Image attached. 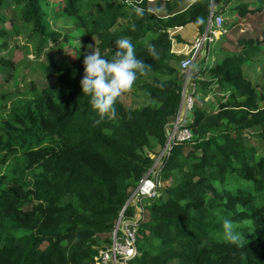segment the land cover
<instances>
[{
	"label": "trees",
	"instance_id": "trees-1",
	"mask_svg": "<svg viewBox=\"0 0 264 264\" xmlns=\"http://www.w3.org/2000/svg\"><path fill=\"white\" fill-rule=\"evenodd\" d=\"M12 1L28 35L41 43L38 50L43 41L57 42L62 34L48 21L56 2ZM61 3L52 15L75 20L82 36L75 59L57 65L49 85L0 93V264H93L97 248L109 244L130 191L153 163L147 151L164 145L181 103L184 73L171 51L172 39L180 37L169 28L193 23L202 33L212 10L226 11L221 3L211 9V0ZM263 5L264 0H233L227 11L245 15ZM197 17L204 22L197 24ZM7 32L0 28V35ZM92 37L106 59L115 54L114 40L127 37L137 58L150 66L130 88L143 102L125 106L118 97L115 115L99 123L79 85ZM238 41V51L225 50L204 70L206 59L199 58L192 71L197 99L206 96L198 89L206 92L214 83L226 97L214 111L213 104L204 109L194 102L192 139L162 156L161 178L170 180L159 196L145 200L140 255L130 264H264V84L254 85L243 73L264 43ZM146 42L155 45L156 57ZM13 94L17 100L7 108ZM126 212L132 214L133 207ZM224 219L237 225L243 246L223 239Z\"/></svg>",
	"mask_w": 264,
	"mask_h": 264
},
{
	"label": "rangeland",
	"instance_id": "rangeland-1",
	"mask_svg": "<svg viewBox=\"0 0 264 264\" xmlns=\"http://www.w3.org/2000/svg\"><path fill=\"white\" fill-rule=\"evenodd\" d=\"M56 2L53 7L48 10L49 16L48 21L55 30L59 31L62 35L58 38L57 42L48 40L38 50L36 44H41L37 37H30L28 35V27L19 18L18 6L13 3L12 0H3L4 6L0 9V13L4 15V20L0 22V28L8 31L4 35H0V59L6 60L8 63L0 62V93L4 91H23L26 88L35 86L41 88L51 84L56 76V66L62 62H72L75 59V55L79 49L77 48L80 44L82 36L79 32L78 23L69 17H57L53 16L52 13L62 7V0H50ZM151 1V4L154 0ZM246 1V0H242ZM220 2L216 1L213 4L212 9H215L217 4ZM226 11L220 12L224 19V26L226 33L220 35L210 45L211 49L206 55V65H213L217 58L222 56L225 50L238 51L241 48L239 43L240 38H255L258 41L264 43V5L260 11L254 13L248 12L245 15H239L236 12H229L227 8L233 4V0L228 1L226 4L220 2ZM252 7V6H249ZM197 26L193 23H187L183 26H175L169 28L170 32L176 31L182 35L183 43H187L182 46L177 43H172V50L176 51L178 59H182L188 56V50L193 45L196 38L200 37L202 33L196 28ZM172 33V34H173ZM63 34L67 36L63 38ZM78 35V36H77ZM93 46L94 50H97L95 38H91L86 46ZM84 52L90 53L93 47H87ZM203 50V46L200 51ZM98 51V50H97ZM200 58H204L201 56ZM199 61V57L197 58ZM196 62V65H198ZM195 66V64H194ZM17 70V71H16ZM243 73L245 78L251 81L254 85L264 84V48L252 59L251 62L243 65ZM15 74V75H14ZM184 82V76H183ZM196 87V86H195ZM206 94L205 99L202 101L200 98H193L194 102L204 109H211L210 104H213L211 111L217 108V100H225L226 94L219 92L217 84H212L209 89L205 91H198L196 94ZM30 93V92H29ZM32 94V92H31ZM17 94L10 95L6 98L5 104L9 108V105L17 100ZM121 102L125 106L137 107L143 102L142 97H138L134 94L133 89H129L125 94L119 96ZM20 98H24L21 95ZM1 100V99H0ZM2 104V102L0 101ZM196 110H192L187 113L188 122L191 123L195 119ZM184 118V114L182 116ZM176 116L174 118L173 125H168L167 130L171 132L175 125ZM253 144L258 145L257 149L261 150V143L251 139ZM166 141L163 146L156 145L151 150L147 151V154L152 158L153 163L150 166L161 168V158L164 153ZM169 145V144H168ZM147 149H145L146 151ZM145 175V174H144ZM170 180V179H169ZM168 181L163 180L162 188L168 184ZM108 234H101L100 238L103 239ZM100 239H98L99 242Z\"/></svg>",
	"mask_w": 264,
	"mask_h": 264
},
{
	"label": "built area",
	"instance_id": "built-area-1",
	"mask_svg": "<svg viewBox=\"0 0 264 264\" xmlns=\"http://www.w3.org/2000/svg\"><path fill=\"white\" fill-rule=\"evenodd\" d=\"M224 33H226V30L223 16L221 13L213 12L212 10L206 19L202 35L195 39L193 45L188 50V56L179 60V68L184 73L181 103L175 114L176 120L173 129L171 132L167 130L164 153L161 156L165 153L168 154L173 144L192 139L187 116V113L193 110V98L195 99L194 94L196 89L193 78L197 77L193 75L192 71L196 67L197 58L204 56V59H206L209 45ZM173 42L174 40L172 39ZM202 46L203 50L200 51ZM176 51L175 53H177ZM205 64L206 62L204 63L203 70L205 69ZM183 114L184 118H182ZM172 121L169 126L173 125ZM161 169L162 164L161 168L160 165L158 168L155 166L150 167L130 191L109 234V244L97 248L93 264H130L133 259L140 255L137 248L138 228L145 218V200H151L160 195L163 185ZM127 206L133 207L132 214L126 212Z\"/></svg>",
	"mask_w": 264,
	"mask_h": 264
},
{
	"label": "clouds",
	"instance_id": "clouds-1",
	"mask_svg": "<svg viewBox=\"0 0 264 264\" xmlns=\"http://www.w3.org/2000/svg\"><path fill=\"white\" fill-rule=\"evenodd\" d=\"M135 12L138 16L143 15L142 9L137 8ZM195 22L202 24L204 20L202 17H197ZM134 27L133 25V30ZM114 45L115 54L112 59H106L89 45L86 48L93 47V50L85 54L82 60L83 75L79 85L82 94L89 97L90 106L99 117L94 123H99L106 114L115 115L113 105L117 98L132 87L138 74H144L150 67L137 58L135 45L129 38L119 37L114 40ZM146 50L151 57L158 55L155 45L150 42H146ZM236 228L237 225L233 221L224 219L223 239L237 246H243L246 241Z\"/></svg>",
	"mask_w": 264,
	"mask_h": 264
},
{
	"label": "crops",
	"instance_id": "crops-1",
	"mask_svg": "<svg viewBox=\"0 0 264 264\" xmlns=\"http://www.w3.org/2000/svg\"><path fill=\"white\" fill-rule=\"evenodd\" d=\"M219 4H220V3H219ZM217 5H218V4H217ZM188 24H189V23H188ZM196 28H197V27H196ZM197 30H198V28H197ZM174 33H175V32H174ZM199 33H201V32H199ZM175 34H177V35L180 37V40L175 42V43H177L178 46H180L181 44H182V46L185 45V44H187V43H183V42H182L181 39H183V37H182L181 34H179L177 31H176ZM171 46H172V45H171ZM176 50H177V49H176ZM171 51L175 53L174 50H171ZM175 54H176V53H175Z\"/></svg>",
	"mask_w": 264,
	"mask_h": 264
},
{
	"label": "water",
	"instance_id": "water-1",
	"mask_svg": "<svg viewBox=\"0 0 264 264\" xmlns=\"http://www.w3.org/2000/svg\"><path fill=\"white\" fill-rule=\"evenodd\" d=\"M212 6H213V0H211V9H212ZM195 67V66H194Z\"/></svg>",
	"mask_w": 264,
	"mask_h": 264
}]
</instances>
